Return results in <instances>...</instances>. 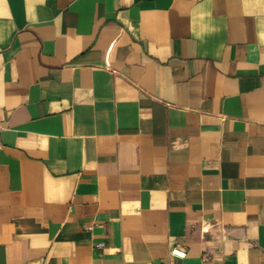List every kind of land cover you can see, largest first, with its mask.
I'll return each mask as SVG.
<instances>
[{
  "label": "crops",
  "instance_id": "1",
  "mask_svg": "<svg viewBox=\"0 0 264 264\" xmlns=\"http://www.w3.org/2000/svg\"><path fill=\"white\" fill-rule=\"evenodd\" d=\"M0 264H264V0H0Z\"/></svg>",
  "mask_w": 264,
  "mask_h": 264
},
{
  "label": "built area",
  "instance_id": "2",
  "mask_svg": "<svg viewBox=\"0 0 264 264\" xmlns=\"http://www.w3.org/2000/svg\"><path fill=\"white\" fill-rule=\"evenodd\" d=\"M98 246H102V245H98ZM171 253L173 256L178 257V258H185L187 256V252L185 250L177 248V247L174 248Z\"/></svg>",
  "mask_w": 264,
  "mask_h": 264
}]
</instances>
